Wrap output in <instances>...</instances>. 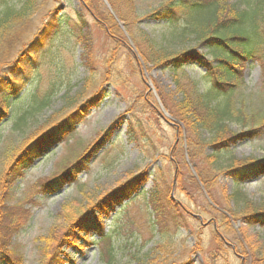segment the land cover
Segmentation results:
<instances>
[{"label":"rangeland","instance_id":"rangeland-1","mask_svg":"<svg viewBox=\"0 0 264 264\" xmlns=\"http://www.w3.org/2000/svg\"><path fill=\"white\" fill-rule=\"evenodd\" d=\"M7 1L19 7L22 0ZM84 1L88 10L82 8ZM167 1L38 0L23 41L33 39L51 16L64 22L51 41L33 52L21 95L27 94L15 117L0 125V244L6 243L7 264H45L43 252L54 250L57 237L75 218L142 174L146 183L131 199L106 215L91 211L111 239L95 236L81 251L64 247L67 264H264V221L253 216L264 213V168L256 163L264 161V58L247 63L244 84L232 100L245 120L228 122L223 139L227 151L214 162L211 156L222 149L210 146L213 136L202 131L193 135L175 114L179 96L172 73L144 59L150 42L161 43L168 32L166 21L149 19ZM186 71L204 91V67ZM52 85L51 104L15 128L32 98H43ZM99 90L104 100L90 105L73 134L54 141L21 172L22 178L14 179L12 188L1 183L37 131L66 118ZM66 92L74 105L63 98ZM106 132L109 139L89 156L77 179L43 190V183L92 149ZM233 162L240 165L243 179L229 173ZM110 247L111 263L101 256Z\"/></svg>","mask_w":264,"mask_h":264},{"label":"trees","instance_id":"trees-1","mask_svg":"<svg viewBox=\"0 0 264 264\" xmlns=\"http://www.w3.org/2000/svg\"><path fill=\"white\" fill-rule=\"evenodd\" d=\"M37 2L38 0H22L17 7L10 1L0 0V125L16 114L17 104L27 94L21 95L28 84L29 77H26L25 69L34 57L33 52H38L46 42L51 41L59 33L64 22L61 18L51 16L46 25L34 34L33 39L23 41L22 36L35 14ZM82 8L88 10L86 1ZM149 19L166 21L168 32L161 43L150 42L149 53L144 59L172 73L175 90L179 96L175 114L186 123L193 135L202 131L213 136L210 146L222 149L211 156L216 160L214 162H217V155L228 148L223 140L229 132L228 122L245 120L243 110L236 108L232 100L234 92L244 84L243 73L247 63L262 62L264 58V0H241L237 3L230 0H169L154 10ZM178 43H190L194 46L177 49L174 45ZM16 48L18 50L14 52L17 56L14 58L12 51ZM203 50H206V53ZM85 60L92 71V63ZM199 65L204 67L203 78L208 84L204 91L200 89L198 79L186 71L188 67ZM53 87L54 85L43 98L36 95L32 98L29 109L18 116L15 128H20L27 121V117L51 104ZM67 93L63 98L72 106L75 100L69 98ZM104 98V91L99 90L66 118L53 123L45 130L37 131L18 152L1 183L7 181L6 184L12 188L14 179L23 177L21 172L28 170L36 160L45 155L58 138L64 139L73 134L76 126L88 114L90 105L93 106ZM263 120L262 118L261 121ZM109 135V132H106L103 139L92 149L65 167L52 180L43 183V190L60 189L68 183L69 178L77 179L87 166L89 156L109 139ZM256 163H259V168H264V161ZM239 167L240 165L237 166L236 162H233L227 168L231 175L243 179ZM146 180L145 174L131 179L90 206L88 212L75 218L70 228L59 237L56 236L54 250L43 252V255L46 254L45 264H67L68 256L62 252L64 247L81 251L85 242L95 236L102 241L111 239L107 236L101 219L98 216L90 217L91 211L96 209L100 215L109 214L111 208L114 209L137 194ZM253 216L256 222L262 219L264 221V213L258 211ZM74 229L79 231L78 234H75ZM6 250V243H1L0 263L11 262ZM101 256L111 263L114 258L113 248L102 250Z\"/></svg>","mask_w":264,"mask_h":264}]
</instances>
